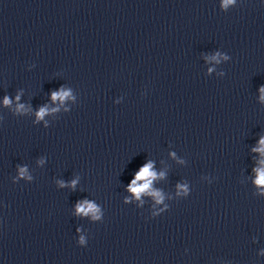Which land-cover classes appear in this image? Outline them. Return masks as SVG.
I'll use <instances>...</instances> for the list:
<instances>
[{
  "label": "clouds",
  "instance_id": "obj_1",
  "mask_svg": "<svg viewBox=\"0 0 264 264\" xmlns=\"http://www.w3.org/2000/svg\"><path fill=\"white\" fill-rule=\"evenodd\" d=\"M231 0H225V3H230ZM261 92V101H264V87L260 89ZM69 95L68 92H64L61 90L60 92H53L52 93V99H60L63 100ZM19 99V97H17ZM5 105L10 104V100L5 97L4 100ZM20 108H23V105L19 106ZM47 109L41 108L39 112L37 113L38 119H43L44 115L46 114ZM260 147L257 149H253L254 151H259L264 153V137H262L259 141ZM264 163V162H262ZM25 169H21V175L24 174ZM258 173V179L256 181L257 184L264 185V169H257ZM163 175V174H161ZM156 178V173L152 171V164L151 162L143 165L141 169L136 173L135 178L131 181V184L129 185V190L136 195L137 198H139L140 194L145 192L146 190H149L151 187V181ZM138 181H144L142 185H138ZM73 185H75V181L72 182ZM152 195L156 196L158 198V202L162 199L160 197V194L158 192L151 193ZM77 212L82 213L84 215H88L89 213L93 214L94 219H98V215H96L99 212V209L97 206L89 201H83L82 203H79L77 205ZM81 243H83V237H81Z\"/></svg>",
  "mask_w": 264,
  "mask_h": 264
}]
</instances>
